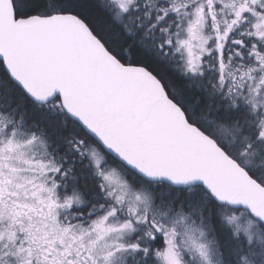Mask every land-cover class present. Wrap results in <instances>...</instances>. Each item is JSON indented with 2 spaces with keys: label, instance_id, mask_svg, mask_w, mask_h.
Here are the masks:
<instances>
[{
  "label": "snow or ice",
  "instance_id": "6c2138e0",
  "mask_svg": "<svg viewBox=\"0 0 264 264\" xmlns=\"http://www.w3.org/2000/svg\"><path fill=\"white\" fill-rule=\"evenodd\" d=\"M0 264H264V0H0Z\"/></svg>",
  "mask_w": 264,
  "mask_h": 264
}]
</instances>
